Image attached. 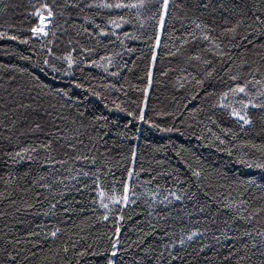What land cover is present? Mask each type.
Wrapping results in <instances>:
<instances>
[{
  "label": "trees",
  "instance_id": "16d2710c",
  "mask_svg": "<svg viewBox=\"0 0 264 264\" xmlns=\"http://www.w3.org/2000/svg\"><path fill=\"white\" fill-rule=\"evenodd\" d=\"M137 2L0 0V264H264V0Z\"/></svg>",
  "mask_w": 264,
  "mask_h": 264
},
{
  "label": "snow or ice",
  "instance_id": "6c2138e0",
  "mask_svg": "<svg viewBox=\"0 0 264 264\" xmlns=\"http://www.w3.org/2000/svg\"><path fill=\"white\" fill-rule=\"evenodd\" d=\"M146 0H138L137 3L134 4H122V3H117L115 5L112 4H104L102 5L103 7H116V8H122V7H128V8H142L145 5ZM159 27L161 29H163L164 24H165V17L169 14V0H159ZM41 8L44 9L47 13V15L44 14L43 11H41L40 9H37L36 12L34 13V15L37 17V25L31 28V33L33 36H47L48 33L46 31V27H47V23L50 22V18L53 16V12L51 10V7L45 3L41 5ZM7 35L6 33H0V37ZM10 39H18V37L16 36H11L9 37ZM27 40H21V43H27ZM156 42L157 44H159V36H157L156 38ZM155 54H153V61H155ZM68 59V63L69 66H71L72 64V60L71 58H67ZM45 64L48 63L47 60L44 61ZM55 70V69H54ZM149 83L151 82V72H149ZM231 91L235 92H239V93H245V87L243 86H237L235 89H232ZM243 104V107L240 111H237L236 109H232L231 115L236 117L238 121H242L243 124H250L251 123V119L248 117L247 115V111L246 109L249 107V104H251V101H249L247 104H244L243 101L241 102ZM222 107H225V105H221ZM253 107H255V105H252ZM129 115H131V113H129ZM140 119H144V115H143V110H141L140 113ZM133 155H135V153H133ZM85 175H87L85 173ZM129 177L131 178V176L133 175V172L131 170H129L128 173ZM196 175H199V173H196ZM128 192H129V186L127 184L124 185L123 188V195L118 196V195H105V192L102 188H98V196L100 198V206L102 208L108 209V204L105 203V199H107L110 203L112 204H118V203H127L128 202ZM104 219H108V216L105 215ZM59 231V229H57V232ZM117 233H119V228H117ZM57 232H53L51 233L52 236H55L57 234ZM118 243V241L116 242ZM116 243H113L112 248H113V252H112V256L114 257L116 255ZM181 243H183V241H181ZM108 264H113V261L111 259L108 260Z\"/></svg>",
  "mask_w": 264,
  "mask_h": 264
},
{
  "label": "rangeland",
  "instance_id": "374dc122",
  "mask_svg": "<svg viewBox=\"0 0 264 264\" xmlns=\"http://www.w3.org/2000/svg\"><path fill=\"white\" fill-rule=\"evenodd\" d=\"M159 31H160V33H161V31H162V29L159 27ZM159 41H160V36H159ZM158 45L159 44H157V47H158ZM106 195V194H105ZM97 196H98V192H97ZM106 196H108V195H106ZM105 203H107L108 204V209L107 210H112L113 208H114V206H116L117 204H112V203H110L107 199H105V201H104ZM123 203V202H122ZM128 204V202L125 204V203H123V205H127ZM98 205L100 206V198H99V196H98ZM101 207V206H100ZM102 208V207H101Z\"/></svg>",
  "mask_w": 264,
  "mask_h": 264
},
{
  "label": "bare ground",
  "instance_id": "6f19581e",
  "mask_svg": "<svg viewBox=\"0 0 264 264\" xmlns=\"http://www.w3.org/2000/svg\"><path fill=\"white\" fill-rule=\"evenodd\" d=\"M155 1V0H154ZM157 2V1H156ZM153 4H155V3H153ZM149 5V4H148ZM157 31V30H156ZM123 55V54H122ZM256 91V90H255ZM232 99V98H231Z\"/></svg>",
  "mask_w": 264,
  "mask_h": 264
}]
</instances>
